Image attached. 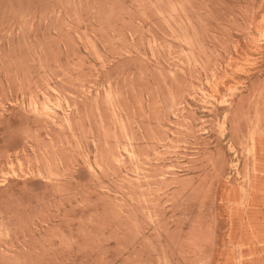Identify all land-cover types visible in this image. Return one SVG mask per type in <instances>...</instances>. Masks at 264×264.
<instances>
[{
  "label": "rangeland",
  "instance_id": "1",
  "mask_svg": "<svg viewBox=\"0 0 264 264\" xmlns=\"http://www.w3.org/2000/svg\"><path fill=\"white\" fill-rule=\"evenodd\" d=\"M0 264H264V0H0Z\"/></svg>",
  "mask_w": 264,
  "mask_h": 264
}]
</instances>
